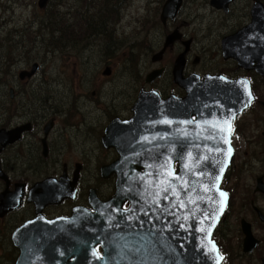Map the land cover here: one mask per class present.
Listing matches in <instances>:
<instances>
[{
  "label": "water",
  "instance_id": "water-1",
  "mask_svg": "<svg viewBox=\"0 0 264 264\" xmlns=\"http://www.w3.org/2000/svg\"><path fill=\"white\" fill-rule=\"evenodd\" d=\"M232 1L210 0V4L228 11ZM46 3L47 0H38L41 8ZM181 4L182 0H165L160 13L162 22L165 23L167 18L173 19ZM250 12L251 22L234 34L223 37L221 46L225 57H234L239 65L255 68L264 75V3L253 0ZM179 37L176 30L168 34L162 50L155 54L154 59ZM185 44V51L174 60L172 72L174 80L186 89V97L178 100L170 95L162 99L156 92L141 91L133 106L134 116L127 121L129 129L120 125L124 129L122 134L116 131L117 136L112 137L115 125L119 123L106 128L104 144L115 146L120 153V158L108 167L117 173L114 196L102 202L94 190H90L89 202L93 211L78 206L69 217L52 221L38 214L17 228L12 234L13 242L21 249L17 264H220L222 255L211 237L229 201L228 193L220 184L233 156V148L227 127L222 123L224 135L220 139L210 135L213 138L208 140L204 136L187 142V149L181 156L172 152L178 143L172 136L176 126H173L176 104L184 103L180 110L194 105L200 112H205L206 85H195L193 81L198 80L195 75L182 79L188 41ZM37 68L35 63L21 76L29 77ZM154 71L146 80L160 73V69ZM103 73L109 74L110 69L105 68ZM244 82L247 85L238 111L249 104L250 87L247 80ZM203 116L200 117L201 122H205L207 117L205 113ZM184 119L188 121L189 116ZM49 128L48 123L45 131ZM2 131L0 140L3 144V141H8L6 136L9 133L2 137ZM225 136L230 143H224ZM14 139L10 136L9 141ZM120 143L124 144L123 148L118 147ZM229 148L232 149L231 155L228 154ZM176 161L180 162L177 172L173 168ZM221 168L224 169L222 173ZM105 170L107 167L103 168L104 175L110 172ZM169 170L174 176L167 175ZM77 171L78 168L71 180L66 174L59 181L47 177L32 188L30 199L36 204L37 212L48 203L74 198ZM165 187L167 192L162 191ZM258 190L264 192V186L259 185ZM221 192L227 193V197H222ZM165 195L167 199H164ZM0 200V216L17 203L6 194ZM125 201L129 206L122 209ZM259 214L264 220V215ZM242 227L243 250L251 252L257 239L248 223L242 221ZM98 244L102 247L100 259L93 255ZM261 264H264V258Z\"/></svg>",
  "mask_w": 264,
  "mask_h": 264
},
{
  "label": "rangeland",
  "instance_id": "rangeland-1",
  "mask_svg": "<svg viewBox=\"0 0 264 264\" xmlns=\"http://www.w3.org/2000/svg\"><path fill=\"white\" fill-rule=\"evenodd\" d=\"M250 1L235 0L230 13L224 14L212 7L209 0H183L176 18L166 21L164 25L160 20V11L165 0H124L118 18L114 14L110 17L104 15L110 23L104 25L109 33L102 36L88 32L93 23L98 24L103 17L100 6L96 5L102 0H49L44 9L37 6V0H0V45L3 42L12 53L10 37L14 35L17 40L21 37L24 41L28 38L31 40L29 65L34 58L41 62L32 89L38 95L42 94L45 90H42L43 86L38 87V83L47 77L49 84L46 95L51 98L47 99L46 109L49 105L52 108L47 110L45 120L47 122L52 117L55 125L48 136L50 156L43 161L39 156L17 160L21 177L43 179L57 164L55 156L60 148L76 145L72 151L63 150L64 161L68 164L67 174L71 176L75 165L81 161L80 153H86L82 147L94 146L87 134L94 137L96 129L108 118L107 111L112 114L115 110L125 109L139 88L146 84L143 75L156 65L150 57L159 49L167 32L177 28L186 38L194 36L197 42L193 38V51L206 59L211 56L217 59L224 32L249 21ZM53 27L60 31L51 32ZM18 29L21 30L19 35L15 32ZM109 44L111 53H107ZM23 45L25 48V43L18 44L17 52L24 49ZM177 50L178 44L168 50L170 64ZM23 64L19 63L18 67ZM105 66L111 68L108 76L102 73ZM11 69H14V65L3 67L0 58V71L9 72L5 74L9 77L12 75ZM3 75L0 72V80ZM162 79V87L168 88V78ZM2 104L5 103H2L0 96V108ZM82 119L91 125L87 126L89 130L78 133L75 126ZM94 163L95 158L92 157L88 162L91 170ZM62 165L61 162L57 164L58 171ZM96 171L89 174L84 173L83 169L82 173L86 179H94ZM236 189L232 207L230 200L226 221H221L216 229L220 242L231 250L224 264H260L255 255L242 260L237 247L230 249L238 242L233 235L241 217L238 202L241 201L242 191L238 187ZM2 234L0 226V264H11L14 250L10 239H5Z\"/></svg>",
  "mask_w": 264,
  "mask_h": 264
},
{
  "label": "flooded vegetation",
  "instance_id": "flooded-vegetation-1",
  "mask_svg": "<svg viewBox=\"0 0 264 264\" xmlns=\"http://www.w3.org/2000/svg\"><path fill=\"white\" fill-rule=\"evenodd\" d=\"M234 2L235 0L230 4L228 11H224L223 9L216 10L219 12L222 11L224 14H229ZM252 3L253 0L250 1L249 5V21L251 20L250 8ZM249 21L247 23H249ZM247 23L238 26L235 29L225 31L222 37L234 34ZM175 30L180 34V37L175 39L172 44L168 45L160 57L154 59L155 54L163 48L166 35ZM173 31L166 33L159 49L151 55V62L156 65L150 67L147 70L148 72L143 75L146 84L139 88L137 94H135V98L131 101L129 106L125 109L115 110L112 114L107 111L108 118L103 121L101 127L99 126V128L96 129L95 136L92 137L91 135L93 134H87L88 138L92 140L94 146H90L92 147L90 154L87 152H81L80 154L83 156V160L75 165L74 169L78 168V189L75 199H64L58 203L48 204L42 208V213L46 218L53 219L61 216H69L72 209L78 205L93 210L88 200L90 190H94L95 196L100 201H106L114 195L117 173L115 171H110L108 167L120 158V153L115 146H106L104 144L103 136L106 133V128L109 125L112 126L117 124L116 122L119 123L117 126L115 125L112 137L117 136L116 131H118L119 134H122L124 129L122 130L120 125L129 129L127 121L134 116L133 106L141 91L156 92L162 99H165L170 95H173L178 100H182L186 97V89L182 87L179 82L174 80L172 69L175 58L185 51V43L188 41L182 79L185 80L191 75H195L198 76V80L193 81L195 85H206L207 91H205L206 95L204 97L205 112H200L198 107L196 108L194 105L188 109L180 110L181 105L184 103L180 101L176 104L173 112V126H176L173 130L172 136L174 142L178 140V143H175L176 146L174 145L175 148L172 152L181 156L183 150L187 149V142L196 141V139L204 136L208 138V140H212L213 137L211 136L220 139V137L224 135V131H221L222 123L225 120H231L233 130L230 134V140L233 147V156L223 176L221 186L230 195L231 205L230 203L229 205L231 207L234 203L237 187L242 191V194L240 193L241 201L238 202L241 217L233 235L238 242H236V246H231L230 249L234 250L237 247L239 251L238 254L241 255L242 260L249 259L252 255H255L254 258L261 264V260L264 258V220L260 217L259 212L264 215V192L258 190V186H264V75L260 74L255 68H246L243 65H239L234 57H225L221 46L222 37L220 39L218 58L213 59L211 56L206 59L201 54L193 51L194 36L186 38L177 28ZM15 32L19 35L21 30L18 29L15 30ZM24 33L21 35H24ZM10 38L12 40L10 44V49L13 50L12 53H9L3 42L0 45V58L3 67H6L7 64L14 65V69L10 70L12 71V75L9 77L5 75L9 72L4 70L0 71L4 74L0 80V96L2 103H5L2 104V108H0V110L2 109L0 115V129H4V131H2L4 133L2 137L9 133L6 136L8 141H3L2 144L0 140V168L5 173L3 176H0V194L3 192L10 194L14 187L20 183L24 184L27 192L29 188L38 181L36 179L30 180L29 178L21 177L20 170L16 166V163L17 160H20L21 158H30L33 156H39L42 161L47 160L51 153L48 136L54 131L55 126L51 127L45 135L44 122L48 116L47 110L52 108V105H49L48 109H46L48 103L47 99L51 98L46 95L49 84L47 77L41 79L42 81L38 83V87L43 86L42 90H45L42 94L38 95L32 89V85L37 79L36 74L38 71L31 77L21 78L19 74L20 70L29 69L31 64L36 61L39 62L40 68L41 62L35 58L29 65L31 58L28 53H31L33 43H31L29 38L25 41L23 40V37L17 40L14 35ZM20 42L25 43V48L23 45L24 49L21 52H17L18 44ZM175 44H178V50L172 64H170L171 62L167 56V52L168 50H172ZM6 56H8V59H6ZM19 63H24L21 66L22 68L18 67ZM159 63H162V65H159ZM157 69H160V73L154 77H150L149 80H146L147 77L151 76L155 72L154 70ZM162 77L168 78V88L162 87L164 85ZM245 80H248L249 82L253 98L251 99V103L241 111H238L240 103L244 98L245 85L243 82ZM42 107L45 109H42ZM204 113L207 117L205 122H201L200 117L203 116ZM186 116H189L188 121H191V123L182 124L181 119L186 118ZM48 119H52V117ZM186 121L187 120L184 119V122ZM88 125L91 124H89L87 120L82 119L75 126V130L78 133H81L83 130L87 131L89 130L87 127ZM219 125L221 126L219 127ZM225 126L227 127V125ZM16 128L19 129L18 137L9 141L10 136L13 138L16 136L17 132L13 131ZM44 135L46 136L47 144V151L45 153L41 150V142ZM38 141H40V145L38 144ZM123 146L124 144L122 143L118 147L123 148ZM62 149L63 147L60 148L55 156L57 164L59 162L63 164L62 168L58 171L59 167L56 164L51 169L52 172L44 177L54 176L60 178L65 169L67 171L66 165L68 164L62 159L64 155ZM92 157L95 158L93 170H91L90 164H88V162L92 160ZM179 166V161L174 162V168L177 171L179 170ZM105 167L110 171L106 175L103 173V168ZM83 169L84 173L87 172L89 174L92 171L97 170L95 172V178L86 179L82 173ZM127 205V202L123 204L124 207ZM228 209L229 206L222 221H226L225 217L229 213ZM36 215L35 204L33 202H28L25 196L22 204L0 217V226L3 231L2 236H4L5 239L10 238V244L15 254L13 263L11 264H15L14 261L20 253V250L15 247L11 241L12 231L28 219L36 217ZM242 221L249 224L254 237L257 239V244L254 247V250L249 253L243 250L244 232ZM223 246H225V244ZM223 248L226 252V257L229 259L231 250H228L226 246ZM98 249L102 250V247L99 244Z\"/></svg>",
  "mask_w": 264,
  "mask_h": 264
},
{
  "label": "trees",
  "instance_id": "trees-1",
  "mask_svg": "<svg viewBox=\"0 0 264 264\" xmlns=\"http://www.w3.org/2000/svg\"><path fill=\"white\" fill-rule=\"evenodd\" d=\"M123 1L124 0H102V3L96 4L97 6H100L99 10L103 14V17H102L101 21H99L98 24L93 23V25L89 28L88 32H91L94 34L96 33V34H99L102 36L107 35L109 32L104 29V25L106 22H108V23H110V22L108 21V17H107V20H105L104 15L110 17L112 14H114V16L115 17L117 16V18H118ZM55 31H60V29H56L55 27H53L51 29V32H55ZM61 46H63V45H61ZM55 47H56V45H54V49H55ZM218 233L221 236L220 231Z\"/></svg>",
  "mask_w": 264,
  "mask_h": 264
},
{
  "label": "snow or ice",
  "instance_id": "snow-or-ice-1",
  "mask_svg": "<svg viewBox=\"0 0 264 264\" xmlns=\"http://www.w3.org/2000/svg\"><path fill=\"white\" fill-rule=\"evenodd\" d=\"M244 84H245V86L247 85V82H243ZM248 95H249V97H250V99H249V101H248V103H251V92L249 91V93H248ZM247 106V105H246ZM234 118V117H233ZM164 123H171V121H164ZM182 123H191V121H186V122H182ZM225 125H227V131H228V133H229V135L231 134V132H232V124H231V120H225L224 122H223ZM221 131H224V129L223 128H221ZM144 139H147V137H145ZM224 143H230V141L228 140V138H227V136H225L224 138ZM217 151H219V149H217ZM231 152H232V149L231 148H229L228 149V154L229 155H231ZM189 156H191V153H189ZM204 159H207V157H205ZM185 167H187V165H185ZM223 168H221L220 169V171H221V173L223 172ZM167 175L169 176V177H172V176H174V173L172 172V171H168V173H167ZM217 179H219V177H217ZM164 183H167V181H165ZM207 190V189H206ZM162 191L163 192H167L168 191V189L165 187V188H163L162 189ZM177 195H178V193H176ZM220 195L222 196V197H227V193H224V192H221L220 193ZM168 197L165 195L164 196V199H167ZM223 210V208H221V211ZM186 219V218H185ZM201 231H203V229H200ZM213 250H215V245L213 244ZM93 255L94 256H97V258L98 259H100L101 257L99 256V254L96 252V250L94 249L93 250ZM219 259H223V257H219Z\"/></svg>",
  "mask_w": 264,
  "mask_h": 264
},
{
  "label": "bare ground",
  "instance_id": "bare-ground-1",
  "mask_svg": "<svg viewBox=\"0 0 264 264\" xmlns=\"http://www.w3.org/2000/svg\"><path fill=\"white\" fill-rule=\"evenodd\" d=\"M109 48H110V44L107 46V53H111L110 51H109ZM77 146L76 145H71V146H69L67 149H62V150H64V151H72L73 150V148H76ZM91 148L92 147H88V148H84V147H82V151H84V152H87V153H91ZM64 155H63V161H64ZM80 158H81V160H83V156L80 154Z\"/></svg>",
  "mask_w": 264,
  "mask_h": 264
}]
</instances>
